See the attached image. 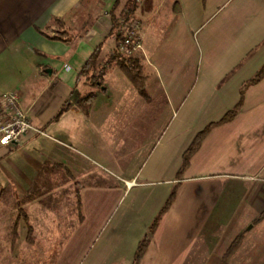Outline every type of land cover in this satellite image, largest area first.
<instances>
[{"label": "crops", "instance_id": "1", "mask_svg": "<svg viewBox=\"0 0 264 264\" xmlns=\"http://www.w3.org/2000/svg\"><path fill=\"white\" fill-rule=\"evenodd\" d=\"M128 1L0 0V93L19 90L34 127L0 146L8 151L0 162L8 159L9 178L23 187L41 171L59 181L47 193L73 187L83 215L65 231L51 223V211H29L26 247L42 230L52 236L41 245L60 247L56 263L68 264L67 245L79 250L93 235L76 264H131L178 181L183 151L241 99L235 117L213 126L192 155L140 264H264V77L241 95L264 63V0L137 2L143 46L134 55L145 67L143 93L112 59L113 19L124 17ZM84 5L92 12L85 17ZM54 18L72 34L88 29L53 38ZM96 47L108 68L102 85L79 76ZM90 92L94 99L84 102ZM14 215L9 243L0 232V250L17 254ZM241 232L231 252L222 251Z\"/></svg>", "mask_w": 264, "mask_h": 264}, {"label": "rangeland", "instance_id": "2", "mask_svg": "<svg viewBox=\"0 0 264 264\" xmlns=\"http://www.w3.org/2000/svg\"><path fill=\"white\" fill-rule=\"evenodd\" d=\"M88 11L91 12V10L86 9V5H84L80 13L85 17L88 16ZM2 148L4 147H0V159L8 153V151H6L7 149L5 150ZM12 158L14 157H11V159ZM7 160L8 159H4L0 162V210L2 212H5L4 214H7L5 218L1 220L2 224H0V232L2 234L5 229V241L9 243L10 229H12L13 224L15 223L14 213L18 212L19 224L16 225H19L18 229L21 232V236L18 239L19 244L17 254H15V251L9 252V249L5 250L4 245H2L4 249L0 250V264H57L56 262L58 260V257L62 256V252L59 250L60 247L58 248L57 245L46 246L41 245L40 243L42 242L41 240L47 242V240L51 239L52 235H48V233L45 234L44 231L42 232V230H40L37 236L39 241L36 243V245L32 247H26L28 244L25 240L26 228H24V226L25 224H27V222L31 224L28 215L29 211L34 214L38 210L51 211L50 213L51 215H53L52 217L54 219H51V223L54 222L55 227L56 224L58 225V223H61L63 227L64 225H67V222L69 220H72V218H75L78 215L77 199L76 197H74V188L71 186H55L54 192L47 193L51 189V185H56L57 183H59V181H56V179L45 180L43 178V171L38 174V177L33 182L34 185L32 187H23L25 182H19L17 179L11 180L9 178ZM32 191L36 195H44L42 203H40L39 200L35 198L33 202H28L29 198H31L30 195ZM43 203L44 206L42 205ZM21 209H25L27 220L24 219L23 211ZM63 229L65 231H69L68 225ZM56 236L57 235L55 234L53 237L55 238ZM92 238L93 235L87 236L79 250L77 249L74 251H69L70 248L67 245L66 253H70L68 264H76L78 262L85 249V246L89 245ZM2 243L4 244V241ZM228 245V243H225L221 248L222 251H225ZM10 254L12 256L16 255L17 262L11 261Z\"/></svg>", "mask_w": 264, "mask_h": 264}, {"label": "trees", "instance_id": "3", "mask_svg": "<svg viewBox=\"0 0 264 264\" xmlns=\"http://www.w3.org/2000/svg\"><path fill=\"white\" fill-rule=\"evenodd\" d=\"M137 2L136 0H129L127 3V8L124 10L123 16L127 17L129 16V12L133 13L134 10L136 9ZM62 18H54V22L58 24V27L56 28L54 35L52 36L53 38L57 39H62V40H70L76 36H82L85 34V32L88 29V25H85L81 28V30L76 33L72 34L68 28H62L61 24L63 23ZM113 34L119 39L121 36V24L119 18L116 16L113 19ZM100 55H101V50L99 47H96L94 51L91 53V55L86 59L79 76L86 77L88 80H90V83L95 85H102L105 74L108 71L107 66H102L100 63ZM112 59L115 61L119 67L124 71V73L127 75V77L131 80V82L138 88V90L143 93L144 92V85H145V80H146V72H145V67L144 64L142 63L140 57L138 55H126L124 53L118 52L117 49L112 54ZM264 77V63L259 67L255 75L244 81L242 86H241V95H243L245 88L252 83H256L259 80H261ZM96 93L95 92H90L88 95H86L82 100L85 102H89L94 99ZM88 103H83V106L86 108ZM242 105V100L240 101L231 109L226 111L223 116H221L219 119L215 121H211L208 123L203 129H201L193 138L191 143L188 145V147L183 151L182 154V162L181 165L177 171V178L178 181L173 185V188L164 202L163 206L153 219L152 223L146 230V232L143 234V236L140 238L135 253L133 255V258L131 260V264H140L143 254L145 250L147 249L151 238L158 226V223L163 216V214L169 209L170 205L174 201L176 197V191L179 186V184L182 181V175L186 168L188 167L190 163V159L192 155L195 153V151L199 148L202 140L206 136V134L210 131V129L220 123H224L227 121H230L235 117L239 109L241 108ZM77 206H78V214L80 219L83 217L82 212H81V203L78 199L77 201ZM23 211V216L24 219L27 220V215L25 212V209H21ZM264 216V212L261 215V217ZM27 225L29 228H31V224L27 222ZM31 235V231L29 230V235ZM243 236V232L237 234L230 245L227 248L226 253L231 252V250L239 243ZM31 237V236H30Z\"/></svg>", "mask_w": 264, "mask_h": 264}, {"label": "built area", "instance_id": "4", "mask_svg": "<svg viewBox=\"0 0 264 264\" xmlns=\"http://www.w3.org/2000/svg\"><path fill=\"white\" fill-rule=\"evenodd\" d=\"M140 0H136L139 2ZM120 20L121 36L116 49L126 55L137 53L143 46L141 22L129 12ZM27 111L21 105V93L17 89L0 93V146L16 143L26 131L33 129Z\"/></svg>", "mask_w": 264, "mask_h": 264}]
</instances>
